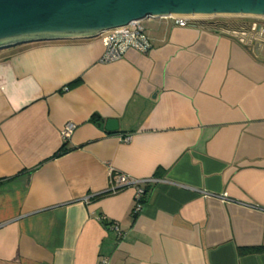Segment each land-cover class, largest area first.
I'll return each instance as SVG.
<instances>
[{"label": "crops", "instance_id": "0c3cea01", "mask_svg": "<svg viewBox=\"0 0 264 264\" xmlns=\"http://www.w3.org/2000/svg\"><path fill=\"white\" fill-rule=\"evenodd\" d=\"M143 24L0 51V264H264V29Z\"/></svg>", "mask_w": 264, "mask_h": 264}, {"label": "water", "instance_id": "95a60500", "mask_svg": "<svg viewBox=\"0 0 264 264\" xmlns=\"http://www.w3.org/2000/svg\"><path fill=\"white\" fill-rule=\"evenodd\" d=\"M176 16L264 18V0H0V51L36 41L91 38L135 20ZM118 129V120L107 121V131Z\"/></svg>", "mask_w": 264, "mask_h": 264}, {"label": "built area", "instance_id": "2783aa9c", "mask_svg": "<svg viewBox=\"0 0 264 264\" xmlns=\"http://www.w3.org/2000/svg\"><path fill=\"white\" fill-rule=\"evenodd\" d=\"M176 24L180 26H188L190 23L199 21L201 19H194L190 17H170ZM106 51L104 60L111 61L124 57L129 50H137L139 52L147 53L153 49V40L147 34L143 20H135L126 26L114 28L103 33ZM74 130L73 125H68L63 131V137L69 138ZM126 139H130L127 137ZM117 174V173H116ZM133 185L137 187L136 208L135 211L141 210L142 198L145 194V189L142 188L141 181L131 179L127 175H118L117 183L111 186V192H117L123 185ZM116 230L120 231L116 226Z\"/></svg>", "mask_w": 264, "mask_h": 264}, {"label": "trees", "instance_id": "16d2710c", "mask_svg": "<svg viewBox=\"0 0 264 264\" xmlns=\"http://www.w3.org/2000/svg\"><path fill=\"white\" fill-rule=\"evenodd\" d=\"M199 26H203L207 29L213 30L215 32L223 33V34H229L232 36H238L237 34L238 30H241L243 27V22L239 21H231L230 19H224L222 17H217L215 19H205V20H199ZM237 34V35H236ZM81 83V80H77L74 82H71L67 85L68 88H73L75 86H78ZM95 123L100 124L103 122V119L99 115H94L91 119ZM66 149H61L57 155H62L66 153ZM1 183V182H0ZM244 251V250H243Z\"/></svg>", "mask_w": 264, "mask_h": 264}, {"label": "rangeland", "instance_id": "374dc122", "mask_svg": "<svg viewBox=\"0 0 264 264\" xmlns=\"http://www.w3.org/2000/svg\"><path fill=\"white\" fill-rule=\"evenodd\" d=\"M215 18H217V17H210V18H206V19H215ZM222 18H224V19H230L231 21H239V22H246V21H248V22H251V23H258L264 29V18H258V17H240V16H228V17H222ZM203 20H205V19H203ZM254 32H252V34ZM258 38H259V36H258ZM262 39H264V35L262 36ZM7 49H3L1 52L6 51Z\"/></svg>", "mask_w": 264, "mask_h": 264}, {"label": "flooded vegetation", "instance_id": "af4514ba", "mask_svg": "<svg viewBox=\"0 0 264 264\" xmlns=\"http://www.w3.org/2000/svg\"><path fill=\"white\" fill-rule=\"evenodd\" d=\"M254 27H256V29H254ZM261 28H262V26L258 23H251V22L246 21V22H243V27L241 30H238L237 34L239 36H241L244 33L252 34V32H254V31H255L254 33H257L258 30H261Z\"/></svg>", "mask_w": 264, "mask_h": 264}]
</instances>
